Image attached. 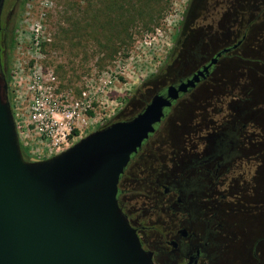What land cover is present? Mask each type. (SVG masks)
<instances>
[{
  "label": "flooded vegetation",
  "instance_id": "obj_1",
  "mask_svg": "<svg viewBox=\"0 0 264 264\" xmlns=\"http://www.w3.org/2000/svg\"><path fill=\"white\" fill-rule=\"evenodd\" d=\"M199 71L130 156L118 205L153 264H262L248 231L264 214V0H188L142 107L118 120Z\"/></svg>",
  "mask_w": 264,
  "mask_h": 264
},
{
  "label": "water",
  "instance_id": "obj_2",
  "mask_svg": "<svg viewBox=\"0 0 264 264\" xmlns=\"http://www.w3.org/2000/svg\"><path fill=\"white\" fill-rule=\"evenodd\" d=\"M199 74L154 95L132 119L96 129L50 157L27 160L0 72V264H153L119 208L118 182L164 108Z\"/></svg>",
  "mask_w": 264,
  "mask_h": 264
},
{
  "label": "rangeland",
  "instance_id": "obj_3",
  "mask_svg": "<svg viewBox=\"0 0 264 264\" xmlns=\"http://www.w3.org/2000/svg\"><path fill=\"white\" fill-rule=\"evenodd\" d=\"M42 2L4 0L0 25L10 11L11 25L1 40L2 46L9 43L10 36L13 38V46L6 50L13 96L11 107L13 109L16 102L14 71L18 65L17 57L21 51L28 49L26 41L32 22L39 21L41 29L50 37V41L43 46L46 54L44 61L55 70L57 92L67 95L70 103L72 99H82L83 91H90L92 108L86 114L94 116L97 121L86 128L85 136L117 121L123 108L125 115L132 116L142 107L143 98L151 85L143 82L159 69L168 54L188 0H162L160 5L165 4L166 8L161 15H157L149 26L136 20L128 27L127 34H124L127 40L121 44L119 39H112L111 34L103 30L104 18L97 11L104 6L101 0H91L92 4L89 0H50L45 6ZM93 17L98 20L94 26L89 25ZM86 28L88 34L81 38ZM79 139H71V145ZM253 220V226L257 228H251L248 236L264 234V214ZM240 246L242 244L237 248ZM235 258V262L239 260Z\"/></svg>",
  "mask_w": 264,
  "mask_h": 264
},
{
  "label": "built area",
  "instance_id": "obj_4",
  "mask_svg": "<svg viewBox=\"0 0 264 264\" xmlns=\"http://www.w3.org/2000/svg\"><path fill=\"white\" fill-rule=\"evenodd\" d=\"M42 1L43 6L50 2ZM41 27L39 21L32 22L28 49L17 57L16 102L12 109L19 142L36 160L65 150L71 146V139L83 137L86 128L97 121L86 114L92 108L89 90L82 92V99L70 103L67 95L57 92L55 70L44 61L43 46L50 37Z\"/></svg>",
  "mask_w": 264,
  "mask_h": 264
},
{
  "label": "trees",
  "instance_id": "obj_5",
  "mask_svg": "<svg viewBox=\"0 0 264 264\" xmlns=\"http://www.w3.org/2000/svg\"><path fill=\"white\" fill-rule=\"evenodd\" d=\"M162 0H101L104 5L97 11L104 18L102 21L103 30L113 37L119 39V44L125 43L127 40V29L131 24L137 22L136 20H141L146 26L155 21L157 15H161L162 11L166 8L165 4H161ZM89 3L92 4L91 0ZM96 17H93L89 25H93L97 22ZM101 25V24H100ZM150 28V27H149ZM79 27H76L78 30ZM14 31V28H12ZM11 30V31H12ZM87 30V31H86ZM83 31V36L85 38L88 34V29ZM111 40V38L109 39ZM13 46V38L10 36L9 43L4 46V63L3 66L0 65V72L2 80L9 84V88L4 92V98L7 99L12 106V91L10 90V69H9V57L7 56L6 50L8 47ZM3 48V47H2ZM21 145V151L25 159L32 160L27 149Z\"/></svg>",
  "mask_w": 264,
  "mask_h": 264
}]
</instances>
